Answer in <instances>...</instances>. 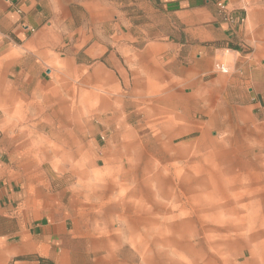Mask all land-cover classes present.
Segmentation results:
<instances>
[{"label": "crops", "instance_id": "crops-1", "mask_svg": "<svg viewBox=\"0 0 264 264\" xmlns=\"http://www.w3.org/2000/svg\"><path fill=\"white\" fill-rule=\"evenodd\" d=\"M226 2L232 21L213 0H0V264H114L69 191L19 164L5 133L35 102L47 110L55 79L105 90L95 113L145 96L175 128L233 113L264 132V0Z\"/></svg>", "mask_w": 264, "mask_h": 264}, {"label": "rangeland", "instance_id": "rangeland-1", "mask_svg": "<svg viewBox=\"0 0 264 264\" xmlns=\"http://www.w3.org/2000/svg\"><path fill=\"white\" fill-rule=\"evenodd\" d=\"M82 83L55 79L47 110L35 102L5 133L19 164L69 191L81 229L109 240L114 264H264V132L255 120L213 114L223 126L211 129L195 112L175 128L145 96L126 97L125 112L95 113L107 92Z\"/></svg>", "mask_w": 264, "mask_h": 264}, {"label": "built area", "instance_id": "built-area-1", "mask_svg": "<svg viewBox=\"0 0 264 264\" xmlns=\"http://www.w3.org/2000/svg\"><path fill=\"white\" fill-rule=\"evenodd\" d=\"M215 1L218 10L226 16V19L228 21H232V18L228 15L229 14V9H228V4L227 0H213ZM226 71V70H225Z\"/></svg>", "mask_w": 264, "mask_h": 264}, {"label": "bare ground", "instance_id": "bare-ground-1", "mask_svg": "<svg viewBox=\"0 0 264 264\" xmlns=\"http://www.w3.org/2000/svg\"><path fill=\"white\" fill-rule=\"evenodd\" d=\"M145 172H146V171H145ZM263 177H264V176H263ZM168 231H169V230H168ZM170 236H171V235H170ZM184 245H185V244H184ZM190 246H191V245H190ZM175 250H176V249H175ZM192 255H193V254H192ZM181 256H182V255H181ZM184 259H185V258H184ZM185 261H186V260H185ZM188 261H189V260H188ZM188 261H187V262H188Z\"/></svg>", "mask_w": 264, "mask_h": 264}]
</instances>
